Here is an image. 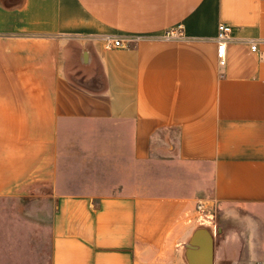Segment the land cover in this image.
<instances>
[{
	"label": "crops",
	"instance_id": "1",
	"mask_svg": "<svg viewBox=\"0 0 264 264\" xmlns=\"http://www.w3.org/2000/svg\"><path fill=\"white\" fill-rule=\"evenodd\" d=\"M103 34L141 39L104 49ZM71 119L131 123L147 163L176 133L177 160L211 167L215 214L202 222L195 185L53 190L50 264H264V0H0V197L54 182Z\"/></svg>",
	"mask_w": 264,
	"mask_h": 264
},
{
	"label": "rangeland",
	"instance_id": "2",
	"mask_svg": "<svg viewBox=\"0 0 264 264\" xmlns=\"http://www.w3.org/2000/svg\"><path fill=\"white\" fill-rule=\"evenodd\" d=\"M131 129L129 122L113 124L71 119L61 124L56 138L54 182L39 183L37 199L0 197V264H50L53 203L47 195L53 190L89 195L123 190L161 194L188 191L195 185L202 195L198 202L213 204L211 180L207 177L210 165L201 166L203 173L197 175L195 167L198 165L177 160L176 133L170 147L164 139L152 143L155 159L147 163L136 160L131 153ZM213 207L212 215L196 208L200 217H204L202 222L215 214V204Z\"/></svg>",
	"mask_w": 264,
	"mask_h": 264
},
{
	"label": "built area",
	"instance_id": "3",
	"mask_svg": "<svg viewBox=\"0 0 264 264\" xmlns=\"http://www.w3.org/2000/svg\"><path fill=\"white\" fill-rule=\"evenodd\" d=\"M230 31V27L224 23H219L217 27V35L215 38L216 46H217V56L219 58L220 63H224L225 57V47L226 43L229 39L228 33ZM176 33L174 31H169L165 37L173 38L175 37ZM99 41H101L103 48L111 49L117 47H125L132 42H137L141 39V36L133 35V36H126V35H113V34H103L100 37H97ZM249 49L253 53L258 52V41L256 40H249L248 42ZM197 209L202 211L206 215H212V210L214 209L213 204L198 202Z\"/></svg>",
	"mask_w": 264,
	"mask_h": 264
},
{
	"label": "water",
	"instance_id": "4",
	"mask_svg": "<svg viewBox=\"0 0 264 264\" xmlns=\"http://www.w3.org/2000/svg\"><path fill=\"white\" fill-rule=\"evenodd\" d=\"M86 55V54H85ZM199 233V229L195 230L194 234H193V238L197 237V234ZM192 238V239H193Z\"/></svg>",
	"mask_w": 264,
	"mask_h": 264
}]
</instances>
